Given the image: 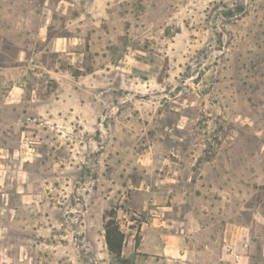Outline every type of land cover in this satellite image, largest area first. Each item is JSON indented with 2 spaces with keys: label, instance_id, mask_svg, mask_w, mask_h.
<instances>
[{
  "label": "rangeland",
  "instance_id": "obj_1",
  "mask_svg": "<svg viewBox=\"0 0 264 264\" xmlns=\"http://www.w3.org/2000/svg\"><path fill=\"white\" fill-rule=\"evenodd\" d=\"M203 223L264 264V0H0V264H172L154 231Z\"/></svg>",
  "mask_w": 264,
  "mask_h": 264
},
{
  "label": "crops",
  "instance_id": "obj_2",
  "mask_svg": "<svg viewBox=\"0 0 264 264\" xmlns=\"http://www.w3.org/2000/svg\"><path fill=\"white\" fill-rule=\"evenodd\" d=\"M25 1L29 3L34 2V0ZM30 9H33V5H30ZM8 31L9 29L6 30L7 36H9ZM168 231H154L153 234L157 238L154 241V247L157 248L150 251L152 254L161 255L159 257L170 260L172 264L179 259L182 264H233L229 262L223 263L227 259L233 260L232 227L225 226L224 229L217 232L218 236L214 234L215 237H213L215 229L212 224L203 223L196 230L188 229L187 232H183L190 236L189 240L185 236L180 235V232L175 233L174 230ZM200 233H203L205 238L204 240H200L199 243L195 238ZM148 234L147 230H143L140 247L142 250L145 248Z\"/></svg>",
  "mask_w": 264,
  "mask_h": 264
},
{
  "label": "trees",
  "instance_id": "obj_3",
  "mask_svg": "<svg viewBox=\"0 0 264 264\" xmlns=\"http://www.w3.org/2000/svg\"><path fill=\"white\" fill-rule=\"evenodd\" d=\"M117 209L112 208L103 215L105 222V238L108 249L117 259L122 258L125 235L116 222Z\"/></svg>",
  "mask_w": 264,
  "mask_h": 264
}]
</instances>
